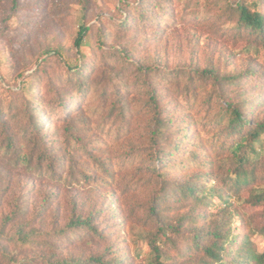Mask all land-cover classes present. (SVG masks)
I'll use <instances>...</instances> for the list:
<instances>
[{"label": "rangeland", "instance_id": "1", "mask_svg": "<svg viewBox=\"0 0 264 264\" xmlns=\"http://www.w3.org/2000/svg\"><path fill=\"white\" fill-rule=\"evenodd\" d=\"M240 1L0 0L4 264L102 254L121 264H153L149 237L158 226L149 209L157 188L150 170L152 93L172 120L170 128L187 139L188 150L169 163L167 177L206 176L208 187L229 191L225 184L236 163L220 145L234 140L217 136L223 114L219 86L202 71L234 75L255 69L258 74L245 76L242 88L224 93L226 99L264 101V87L254 89L264 79V42L236 28ZM242 1L264 12V0ZM83 25L90 29L80 53L75 40ZM77 64L87 70L85 94L76 84ZM242 89L247 94L240 95ZM252 116L264 119V103ZM192 151L199 159L190 158ZM252 193L232 191L222 216L230 212L231 233L240 242L251 239L262 253L264 205L249 203ZM217 204L209 212L226 207ZM177 205L160 210L159 217L176 223L190 213ZM73 215L94 216L101 235L86 227L61 234ZM163 249L168 259L173 252Z\"/></svg>", "mask_w": 264, "mask_h": 264}, {"label": "trees", "instance_id": "2", "mask_svg": "<svg viewBox=\"0 0 264 264\" xmlns=\"http://www.w3.org/2000/svg\"><path fill=\"white\" fill-rule=\"evenodd\" d=\"M236 11L238 14L236 28L240 32L248 31V35H254L264 42V12L258 10L257 5L255 9H252L242 0L238 3ZM89 29L87 25L81 26L75 40V45L80 53ZM74 70L77 71L78 91L85 94L87 90L83 83L85 80L83 76L87 70L83 69L81 64H77ZM202 74L207 79H213V84L219 86L217 99L218 103L223 106V114L219 122L221 129L217 136L224 135V138L225 136L233 138L234 141H231L230 145L226 147V141H223L220 147L231 150L232 158L236 163L235 169L233 175L228 176L225 185L229 191H224L225 193L222 189H217L214 186L208 187L209 178L206 176L186 181L167 177L166 167L169 163L173 162L177 154L188 150L185 148L187 139L180 138L177 135L179 132L170 128L172 120L161 113L157 94H151L150 100L153 102V111H155V123L153 125L154 148L150 153L152 162L150 170L154 171V182L157 188L154 190V202L149 209L158 226L156 233L149 237V245L156 252L153 264H264V251L259 253L251 243V239H243L240 242L239 235L231 233L232 214L229 212L222 216L223 211L228 207L227 204L230 203L227 197L232 191L236 193L243 190L254 192L248 199L249 203L254 206L264 205V188L256 187V184L264 182V119L257 121L252 116L264 101L261 97L242 98L241 94L248 92L246 89L239 91L241 99L236 100L233 97L226 99L227 96H225L230 87L242 88L240 82L247 80L245 76H255L258 71L252 69L234 75H220L214 69L205 68ZM263 87L264 79L254 83V89L258 91H261ZM61 106H67L66 100L61 103ZM177 130L180 131L181 126H178ZM185 133L184 130L183 136L187 135ZM198 154L192 151L190 158L197 160L199 159ZM160 166H162L161 170ZM217 200L223 201L226 207L217 209L216 212H209L219 205ZM178 203H182V206L188 208L190 213L184 215L176 223L159 217L160 210L162 211L168 206H170L169 209L175 208ZM203 207L206 208V211ZM93 217L73 215L69 226L60 230V233L66 236L74 229L86 227L93 234L101 235ZM186 221L188 225L183 229ZM188 226L190 229H187ZM261 230L264 234V226ZM167 243L169 244L167 245ZM1 244L0 241V247H2ZM163 247L165 252L167 247L173 252L168 259L164 258ZM3 261L0 259V264H4ZM46 261V264H121L120 260L108 259L104 254L91 255L86 259L72 258L56 261L48 258ZM13 262L16 260H11V264Z\"/></svg>", "mask_w": 264, "mask_h": 264}]
</instances>
